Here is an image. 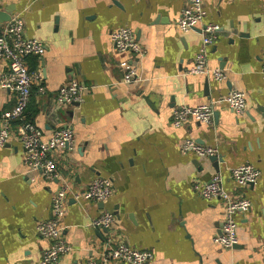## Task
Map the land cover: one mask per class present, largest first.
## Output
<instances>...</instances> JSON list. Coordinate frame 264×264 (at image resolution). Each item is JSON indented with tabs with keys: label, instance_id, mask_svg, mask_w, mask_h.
Listing matches in <instances>:
<instances>
[{
	"label": "crops",
	"instance_id": "0c3cea01",
	"mask_svg": "<svg viewBox=\"0 0 264 264\" xmlns=\"http://www.w3.org/2000/svg\"><path fill=\"white\" fill-rule=\"evenodd\" d=\"M186 4L0 0V12L12 10L11 19L23 16L26 35L46 45L43 56L27 58L29 69L36 59L43 73L42 83L33 86L28 113L45 138L72 125L73 147L54 153L62 176L74 191L87 188L97 175L111 178L115 188L104 207L70 194L63 238L72 250L60 264H102L104 252L121 242L151 250L148 264H264V0H205L202 26L220 25L207 61L210 68L225 71L222 81L188 73L201 46L202 26L178 29L176 20ZM9 21L0 22V30ZM123 25L133 28L147 49L134 61L139 72L134 83L123 82L121 62L132 61L111 40ZM7 69V60L0 58V80ZM71 80L87 90L81 102L61 105L57 93ZM233 89L247 94L242 115L222 102L210 125L172 124L175 108L215 103ZM15 103V92L0 84V117ZM187 139L216 147L218 160L183 153ZM23 155L15 134L0 146V264H41L50 242L37 225L51 217L53 194L63 184V178L51 180L27 168ZM244 163L261 172L255 184L245 187L229 176L231 168ZM216 174L233 196L252 204L236 215L239 239L232 248L214 241L222 229L224 203L205 199L193 188ZM104 209L115 212L117 221L106 229L93 227Z\"/></svg>",
	"mask_w": 264,
	"mask_h": 264
},
{
	"label": "built area",
	"instance_id": "2783aa9c",
	"mask_svg": "<svg viewBox=\"0 0 264 264\" xmlns=\"http://www.w3.org/2000/svg\"><path fill=\"white\" fill-rule=\"evenodd\" d=\"M207 11L205 0H187L186 6L181 10L176 20L179 30L186 32L196 29L205 23ZM202 42L194 60L188 70L189 74L212 76L218 81L226 79V73L221 68H210L207 61L209 46L218 38L220 25L206 23L202 26ZM111 40L115 49L131 58L121 62L126 67L123 82L134 83L139 80V72L134 61L141 60L147 54V49L137 39L136 32L127 25L119 27L111 33ZM46 50L45 43L39 38H31L25 34V20L17 14L0 30V58L7 60L8 69L2 75L0 84L15 92L16 103L0 117V146L10 142L13 134L24 147L23 164L33 170H41L43 175L51 180L63 184L53 194L52 215L49 219L42 220L37 225V230L42 238L49 240V246L42 254L41 264H60L64 255L72 250L71 245L64 240L63 221L67 214V202L70 194L75 198L95 203H106L114 194L113 180L102 175L95 176L82 191H74L68 178H64L57 167L54 153L58 150L71 149L74 144L75 132L72 125L56 128L48 138L44 137L43 130L28 120L26 110L31 101L33 86L42 83L43 73L41 68L30 70L27 58L31 55L41 57ZM264 79V61L261 68ZM87 86L77 80L60 87L56 100L57 103L69 106L83 100ZM39 91L45 92V87L40 86ZM226 102L237 115H242L247 106V94L241 90H231L222 100L210 104L196 106L184 105L175 108L172 113V124L180 127L189 120L205 124H212L215 116V106ZM16 125V127L14 125ZM183 153L192 152L198 156L210 157L218 153L216 147L201 144L195 139H187L182 144ZM260 170L253 164L244 163L230 169V179L239 186L255 184L260 177ZM195 192L205 199H219L224 203V220L221 233L214 237V241L226 248H232L238 242L237 213L248 211L252 204L246 197L233 196L224 186L221 174H216L206 182H196L193 185ZM118 216L115 212L104 209L99 216L91 222L95 228H109L116 222ZM108 248V247H107ZM154 258L151 250H139L125 242L115 247H109L104 252L102 264L118 261L128 264H148ZM90 264H98L91 262Z\"/></svg>",
	"mask_w": 264,
	"mask_h": 264
},
{
	"label": "water",
	"instance_id": "95a60500",
	"mask_svg": "<svg viewBox=\"0 0 264 264\" xmlns=\"http://www.w3.org/2000/svg\"><path fill=\"white\" fill-rule=\"evenodd\" d=\"M11 14H12V10L8 9V10H5V11H1L0 12V22H6V21H9L11 19ZM217 113H215L216 115ZM210 160H213V161H217L218 160V156H210L209 157ZM101 205L104 207L105 206V203H102L101 202ZM221 233V231H220ZM219 233V234H220ZM236 245H234L233 247H235Z\"/></svg>",
	"mask_w": 264,
	"mask_h": 264
},
{
	"label": "trees",
	"instance_id": "16d2710c",
	"mask_svg": "<svg viewBox=\"0 0 264 264\" xmlns=\"http://www.w3.org/2000/svg\"><path fill=\"white\" fill-rule=\"evenodd\" d=\"M37 65H38V63H37V61H36V59H33V62L30 64V70H35L36 69V67H37ZM32 95V94H31ZM29 107V106H28ZM26 117H27V119L28 120H31V117H30V115H29V113H28V108H27V110H26ZM32 121V120H31Z\"/></svg>",
	"mask_w": 264,
	"mask_h": 264
},
{
	"label": "rangeland",
	"instance_id": "374dc122",
	"mask_svg": "<svg viewBox=\"0 0 264 264\" xmlns=\"http://www.w3.org/2000/svg\"><path fill=\"white\" fill-rule=\"evenodd\" d=\"M17 15V14H16ZM16 15H14V16H16ZM23 17V16H22ZM26 25V24H25ZM26 34V33H25Z\"/></svg>",
	"mask_w": 264,
	"mask_h": 264
}]
</instances>
